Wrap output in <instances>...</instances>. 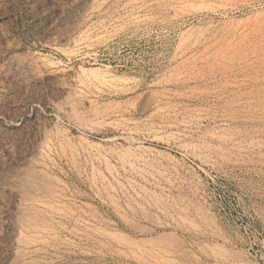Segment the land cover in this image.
<instances>
[{"label": "rangeland", "instance_id": "1", "mask_svg": "<svg viewBox=\"0 0 264 264\" xmlns=\"http://www.w3.org/2000/svg\"><path fill=\"white\" fill-rule=\"evenodd\" d=\"M0 264H264V0H0Z\"/></svg>", "mask_w": 264, "mask_h": 264}]
</instances>
